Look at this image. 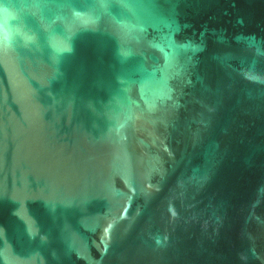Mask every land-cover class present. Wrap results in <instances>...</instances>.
Here are the masks:
<instances>
[{
    "label": "water",
    "instance_id": "water-1",
    "mask_svg": "<svg viewBox=\"0 0 264 264\" xmlns=\"http://www.w3.org/2000/svg\"><path fill=\"white\" fill-rule=\"evenodd\" d=\"M0 264H264V0H0Z\"/></svg>",
    "mask_w": 264,
    "mask_h": 264
}]
</instances>
